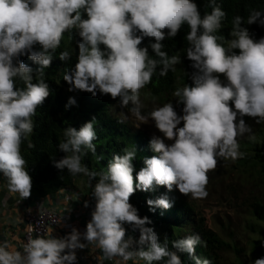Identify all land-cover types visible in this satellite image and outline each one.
Returning <instances> with one entry per match:
<instances>
[{"label": "clouds", "instance_id": "1", "mask_svg": "<svg viewBox=\"0 0 264 264\" xmlns=\"http://www.w3.org/2000/svg\"><path fill=\"white\" fill-rule=\"evenodd\" d=\"M208 6L211 12L201 16L195 0H0V173L10 194H18L21 200L30 197L32 178L20 145L32 133V117L50 94L42 77L65 32L76 30L80 37L77 62L63 77L68 91L119 98L120 108L131 105L132 115L142 123L152 120L162 134L149 140L155 155L144 158L134 184L135 149L113 154L106 171L91 172L81 165V158L87 151L96 153L95 118L79 130L65 128L64 141L57 147L66 155L52 163L72 176L98 177L91 220L83 233L73 228L61 238L29 237L22 252L9 250L7 241L0 243V264H76V250L87 244H95L102 259H115L116 264L130 260L182 264L178 252L187 253L193 264H211L195 254L198 245L206 246L198 234L172 241L175 251H171L146 226L151 220L140 217L129 203L135 191H151L154 186L168 191L175 187L192 199L205 198L207 173L217 167L218 158L235 161L244 155L237 139L251 132L244 117L264 123V37L254 39L242 26L264 27V11L251 10L246 22L234 17L225 47L214 35L225 12L216 0H209ZM183 25L189 28L184 37L189 44L186 57L195 71L191 86L185 84L172 93L176 105H183L182 114L169 101L141 115L140 90L151 82L158 64L160 76H165L181 63L178 56L162 51V41L177 36ZM145 37L153 39L139 47ZM149 49L160 59L151 58ZM25 55L37 67L20 59ZM58 59L66 61L69 52H60ZM34 74L41 77L36 83ZM17 81L23 82L22 88ZM74 105L76 100L70 96L65 108ZM147 204L150 211L172 207L167 196L149 199ZM124 224L139 230L138 240L125 238ZM252 264H264V256Z\"/></svg>", "mask_w": 264, "mask_h": 264}, {"label": "trees", "instance_id": "2", "mask_svg": "<svg viewBox=\"0 0 264 264\" xmlns=\"http://www.w3.org/2000/svg\"><path fill=\"white\" fill-rule=\"evenodd\" d=\"M197 7L203 16L210 13L212 8L209 0H195ZM217 5L225 12V17L221 22V28L214 33L218 37L217 43L227 46L226 42L231 39L229 32L232 28V20L236 16H241L246 22L251 10L264 11V0H216ZM253 36V38L264 35V27L253 23L251 25L243 24ZM189 32L187 25H183L177 36L166 38L162 41L165 51L169 57L178 56L181 59L180 65L184 70L182 76L183 85H192L191 74L195 71L186 57L188 42L184 39ZM76 30L65 32L60 42V46L52 53V61L48 68L44 69L42 79L49 86V96L40 105L35 115L32 117L33 131L26 138L22 139L20 153L26 161V169L32 178V188L30 196L32 198H41L51 195L58 190H74L79 186V180L82 184L89 186L91 190L98 180L79 173L75 176L70 175L66 169L60 170L53 166L52 161H58L65 153L59 151L58 143L64 141V129L71 126L79 128L88 121L95 118L94 130L97 139L93 141L96 145V153L87 151L81 158V165L86 166L91 172H104L107 169L109 161L113 154H122V149L136 150V157L133 160L134 165V184L136 173L144 167V158H150L155 153L149 147V140L153 136L145 129L133 126L120 113V108L116 101L110 95H101L99 92L93 96L88 92L74 91L69 92V85L63 80L64 74L74 67L77 62L78 49L76 48ZM153 38L145 37L139 47H145ZM39 45L34 46L38 50ZM67 50L69 59L61 61L58 59L59 53ZM238 52V50H235ZM149 56L159 60L151 49ZM23 62L33 68L37 67L28 57H20ZM175 67V66H174ZM162 65L157 66L151 82L144 89L151 95L158 96L167 94L176 88V70H169L167 75L160 76L159 72ZM176 69V67H175ZM41 77L34 74L33 83H36ZM18 87H23L22 81H17ZM76 100V105H65L69 97ZM29 145H32L31 147ZM248 155L251 163L258 168L259 173L264 177V138L260 143L252 147ZM3 175L2 173H0ZM90 190V191H91ZM161 196H167L172 203V207L164 210L161 208L150 211L147 200H155ZM129 203L137 209L140 217H148L152 227L158 236V242L168 245L172 248V241L184 238L189 235L198 234L206 246H197L195 254L201 258H207L211 264H223L222 252L232 248L240 252L234 244L224 241L215 230L206 224L205 217L197 209L193 201L181 194L175 187L168 191L164 186H154L151 191H135L129 198ZM251 212L263 226L258 228L260 237L254 238L250 242V252L252 261L264 256V247L261 246V240H264V202L252 201ZM180 256L182 264H193L187 253H177ZM246 262L239 257L238 261L232 264H245Z\"/></svg>", "mask_w": 264, "mask_h": 264}, {"label": "rangeland", "instance_id": "3", "mask_svg": "<svg viewBox=\"0 0 264 264\" xmlns=\"http://www.w3.org/2000/svg\"><path fill=\"white\" fill-rule=\"evenodd\" d=\"M260 37H264V35ZM79 39L80 37L76 32L75 42ZM175 67L176 88L183 87L181 79L184 70L180 63L176 64ZM221 79H223L222 75ZM176 88L167 94L158 96L151 95L144 88L141 89V115L147 116L153 109L169 101L173 103L178 115L182 114L183 105L177 106L176 98L172 96ZM118 100L119 98L115 99L118 108H120ZM130 107L131 105L119 109L125 119L133 126L145 129L152 135H162L155 128L152 120L142 123L131 114ZM244 119L246 124L250 126L251 132L237 137L240 146L239 151L244 154L243 157L235 161L218 158L217 167L207 173V196L202 199H192L188 196L205 217L206 224L215 230L224 241L241 249L240 252L232 248L223 251V264H232L238 261L239 257L246 262L245 264H252L250 242L254 238L260 237L258 228L263 226L253 216L251 203L256 200L264 202V177L259 173L258 168L251 163L248 155L251 153L250 149L258 145L264 138V123L257 124L254 119L247 116ZM250 136L253 139H249ZM166 143H171V141H166ZM79 184L83 186L81 180H79Z\"/></svg>", "mask_w": 264, "mask_h": 264}, {"label": "crops", "instance_id": "4", "mask_svg": "<svg viewBox=\"0 0 264 264\" xmlns=\"http://www.w3.org/2000/svg\"><path fill=\"white\" fill-rule=\"evenodd\" d=\"M7 180L0 174V243L7 241L12 247L9 250L22 252V229H23V209L25 206L38 208H56L69 209L73 212L74 209H85V223L91 220V212L95 208L96 200L90 201L87 196L93 193V190L87 185L79 184L74 190H58L57 192L41 197L32 198L31 196L21 200L18 194H10L7 190ZM91 190V191H90ZM85 202L88 206L85 207ZM72 212L67 218H72ZM125 228L126 236L139 239V230L133 229L129 224L122 225ZM86 229V225H85ZM83 233V232H82ZM64 237V236H61ZM60 237V238H61ZM87 243L86 241H81ZM102 252L95 244H87L84 249H77L76 256L81 259L82 264H116V260L102 259ZM127 264H133V261H128ZM138 264H145L144 261H138Z\"/></svg>", "mask_w": 264, "mask_h": 264}, {"label": "built area", "instance_id": "5", "mask_svg": "<svg viewBox=\"0 0 264 264\" xmlns=\"http://www.w3.org/2000/svg\"><path fill=\"white\" fill-rule=\"evenodd\" d=\"M87 198L94 201L95 197L90 193ZM85 209H56L51 207L38 208L25 206L23 209V229H22V249L28 238H36L40 235L43 238L49 236L60 238L76 228L81 233L85 231ZM72 212L73 217L67 218ZM76 264H82L81 259L77 256Z\"/></svg>", "mask_w": 264, "mask_h": 264}]
</instances>
